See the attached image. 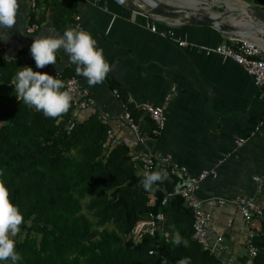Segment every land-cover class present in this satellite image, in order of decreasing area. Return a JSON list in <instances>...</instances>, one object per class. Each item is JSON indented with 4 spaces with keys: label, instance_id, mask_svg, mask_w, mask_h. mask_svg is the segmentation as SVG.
<instances>
[{
    "label": "crops",
    "instance_id": "crops-1",
    "mask_svg": "<svg viewBox=\"0 0 264 264\" xmlns=\"http://www.w3.org/2000/svg\"><path fill=\"white\" fill-rule=\"evenodd\" d=\"M252 1L264 5V0ZM18 3L17 24L12 29H0V47H8L7 54L2 56L9 60L19 58L25 66L36 68L30 52L34 40L62 32L50 19V10L40 8L37 14V19L43 20L40 29L35 34H27L31 5L28 0H18ZM77 15L110 65L107 78L95 86L88 85L85 77L76 74V65L68 61L63 50L57 52L58 65L51 67L75 74L100 110L116 118L123 113V103L129 99L160 105L168 90L173 85L178 87L161 139L156 140L147 133L150 118L143 113H139L136 122L150 136L144 145L138 144L128 129L120 133L131 158L159 151L193 175L218 170V179L203 184L198 195L202 200L256 197L257 184L253 178H264L261 91L242 67L218 55L207 56L198 48L220 46L229 35L195 24L157 23L159 32L171 31L174 38L190 43L189 47L181 48L169 37L151 32L146 26L148 19L135 16L116 0H81ZM112 81L122 90V100L114 96ZM75 117L90 116L83 113ZM239 139L247 141L241 148L235 145ZM225 159L220 166L219 162ZM214 223L227 248L221 259L254 264L247 258L245 248L249 229L237 211L232 207L217 210ZM255 230L258 234L262 231L261 221L256 223Z\"/></svg>",
    "mask_w": 264,
    "mask_h": 264
},
{
    "label": "trees",
    "instance_id": "trees-1",
    "mask_svg": "<svg viewBox=\"0 0 264 264\" xmlns=\"http://www.w3.org/2000/svg\"><path fill=\"white\" fill-rule=\"evenodd\" d=\"M34 1L38 9L50 10L57 30H76L81 0ZM42 22L36 13L30 14V24ZM24 66L19 58L0 55V183L24 217L19 231L24 240L14 239L22 257L19 264H221L194 240L193 214L184 201L175 197L162 205L175 186L169 174L145 190L129 147L105 152L107 128L98 115L77 118L70 106L49 118L17 99L12 84ZM111 88L122 92L114 81ZM133 117L137 121L139 113L133 111ZM71 120L76 126L69 131ZM149 120L147 133L152 137L154 124ZM160 213L165 222L154 237L146 236L138 246L125 244L139 221ZM261 222L254 264H264V218ZM108 225L113 230L99 232ZM177 232L182 237L179 245L173 243Z\"/></svg>",
    "mask_w": 264,
    "mask_h": 264
},
{
    "label": "built area",
    "instance_id": "built-area-1",
    "mask_svg": "<svg viewBox=\"0 0 264 264\" xmlns=\"http://www.w3.org/2000/svg\"><path fill=\"white\" fill-rule=\"evenodd\" d=\"M31 5V11L38 14L37 3L34 0H28ZM76 30H86L81 25L80 16H75ZM157 23H166L159 19H148L147 28L151 32L160 34L163 37H169L173 42L177 43L181 48H187L190 43L187 40H178L168 33H161L158 30ZM171 25V24H170ZM40 29L38 24H30L27 34H35ZM207 56L218 55L225 60H231L233 63L242 67L254 81L262 94L264 105V47L260 44L247 40L245 37L229 35L227 41L215 48L198 46ZM8 47H0V55L7 54ZM37 71L46 72L53 76L59 73L58 78L61 79L65 88L72 97L71 107L74 109V117L83 113L89 116L98 115L100 122L107 128V143L105 152L108 149H115L126 146L125 140L121 137L123 129H128L135 137L138 144L144 145L150 138L135 121L133 111L147 115L154 124V138L161 139L167 126V112L172 102L178 95V87L173 85L165 94L163 102L160 105L150 103H137L129 99L123 103V113L114 118L110 114L100 110L93 101L90 91L83 86L77 77H65L63 71L54 67H44ZM114 96L122 100L119 90H114ZM76 126V121L71 120L69 131ZM149 137V138H148ZM246 140L239 139L235 142L237 148H241L246 144ZM226 161L219 162L221 166ZM137 175L144 177L146 173L160 172L164 176L163 180L170 175L172 181L175 182L174 190L167 192L162 202L166 206L171 199L180 197L184 201L186 209L193 214V231L194 240L200 245L204 252L211 254L221 261V264H236L232 258L221 259L227 248L224 246V239L219 233L214 223L216 211L227 207L234 208L238 215L242 218L249 229L248 237L245 243L247 258L254 262L259 255V249L255 240L258 236L256 232V223L264 218V178L256 176L253 178L257 184V195L254 198L235 197L232 199L213 198L210 200H202L199 198V192L203 184L207 180H216L219 177L218 170H205L200 174L193 175L188 169L177 163L171 156L159 151L144 152L132 158ZM166 173V176L164 175ZM165 222L164 214L151 215L149 219L139 221L132 231L126 236L125 244L138 246L142 243L146 236H155L161 229L162 223ZM153 254V253H151Z\"/></svg>",
    "mask_w": 264,
    "mask_h": 264
},
{
    "label": "clouds",
    "instance_id": "clouds-1",
    "mask_svg": "<svg viewBox=\"0 0 264 264\" xmlns=\"http://www.w3.org/2000/svg\"><path fill=\"white\" fill-rule=\"evenodd\" d=\"M18 9V0H0V29H12L17 24ZM58 50H63L68 61L76 65V74L85 77L90 86L103 83L110 71L102 49L87 30L68 28L61 35L35 39L30 52L36 68L58 65ZM58 76L59 73L53 76L34 71L30 66L20 67L12 84L15 96L29 108L42 112L45 117H59L69 110L72 97L63 90L65 84ZM163 178L160 172L146 173L142 179L144 189L151 190ZM23 222L19 206L11 201L8 188L0 183V264H19L22 260L13 237L19 233ZM181 242L182 237L177 232L173 243L179 245ZM183 243L187 246L188 242L183 240Z\"/></svg>",
    "mask_w": 264,
    "mask_h": 264
},
{
    "label": "water",
    "instance_id": "water-1",
    "mask_svg": "<svg viewBox=\"0 0 264 264\" xmlns=\"http://www.w3.org/2000/svg\"><path fill=\"white\" fill-rule=\"evenodd\" d=\"M116 1L118 2V0ZM118 3L132 12L135 16H142L146 19H152L154 16L176 19L181 15H186L190 19L189 24L211 27L223 34L249 37L253 33V30H239L224 23L221 19L214 18L210 14H202L199 12V10L176 8L173 7L169 2L165 3L162 0H121V2ZM140 5H143L146 10H143ZM251 11L257 14L260 19L264 21L263 10L259 8H251ZM255 30L263 31L264 23L256 26ZM260 37L264 39V37Z\"/></svg>",
    "mask_w": 264,
    "mask_h": 264
},
{
    "label": "rangeland",
    "instance_id": "rangeland-1",
    "mask_svg": "<svg viewBox=\"0 0 264 264\" xmlns=\"http://www.w3.org/2000/svg\"><path fill=\"white\" fill-rule=\"evenodd\" d=\"M163 2L167 3L169 1L172 2V4L178 5V6H184V7H188V6H198L199 8V12L202 14H209V12L211 13H215L217 15H223V19L224 20H229L232 13L230 12V9H227L224 4L223 1H225L229 6H231L234 10H236V12L241 13L242 15V10H246L247 13H250V8H259L261 10L264 11V5L263 4H258L255 1L252 0H162ZM189 1V2H188ZM214 1V4L212 5V2ZM200 2V3H199ZM220 2V3H219ZM201 3H205V4H201ZM219 3V4H217ZM192 4V5H189ZM247 5V6H244ZM204 7H206L207 9H210L209 12L207 10L204 9ZM239 15L237 13L233 14V19H240V18H244L243 15L238 18ZM232 18V17H231ZM167 24V23H164ZM153 193H151L149 195V198L153 201ZM88 202V200L84 201V204H86ZM85 214L91 218L93 220V215L88 213L85 210ZM113 230V226L112 225H108L106 227H102L99 229V232H105V231H111ZM25 234L20 233L19 235H16L15 239L17 240H24ZM35 238H37L38 241L41 240V236H34ZM126 238V237H125ZM95 239H98V237H96ZM125 240V239H124Z\"/></svg>",
    "mask_w": 264,
    "mask_h": 264
},
{
    "label": "bare ground",
    "instance_id": "bare-ground-1",
    "mask_svg": "<svg viewBox=\"0 0 264 264\" xmlns=\"http://www.w3.org/2000/svg\"><path fill=\"white\" fill-rule=\"evenodd\" d=\"M219 3H217V4H219ZM170 4L173 7L187 9V10H190V9L191 10H199V8H200V7L196 6V5H194V6H188V7H181V6L172 4V3H170ZM201 4H205V3H201ZM213 4H214V1L212 2V5ZM223 4H224V6L227 9H230L231 10L230 12L232 13V15H231L232 18L230 17L229 20H224L223 19V15L220 16V15H217L215 13L209 12L210 9H207L206 7H204V9L207 10L209 12V14L211 16H213L214 18L221 19L224 23H226L228 25H231L232 27H235V28H237L239 30H245V31L253 30L252 35L249 36V37H245V38L247 40H252V41H254V42L258 43V44H262V46L264 47V39L260 37V36L264 37V30L263 31H257V30H255L256 26H258L260 24H263L264 21L261 20L260 17L257 14L253 13L251 11V8H250V13H247L246 10H242V15H243L244 18H240L242 16L241 13L236 12V10H234L235 8L233 9L225 1H223ZM189 5H192V4H189ZM244 6H247V5H244ZM140 7L143 10H146V8L143 5H140ZM234 13H237L239 15L238 18H240V19H233V14ZM153 18H157V19L162 20V21H164L166 23H169V22L176 23V24H186V23H190V19L186 15H181L180 17H178L176 19H173V18H162V17H158V16H154Z\"/></svg>",
    "mask_w": 264,
    "mask_h": 264
}]
</instances>
